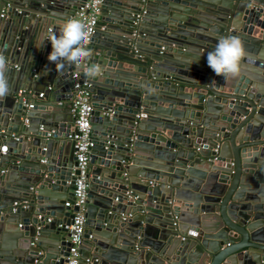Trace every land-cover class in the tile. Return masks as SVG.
I'll return each instance as SVG.
<instances>
[{
	"label": "water",
	"instance_id": "1",
	"mask_svg": "<svg viewBox=\"0 0 264 264\" xmlns=\"http://www.w3.org/2000/svg\"><path fill=\"white\" fill-rule=\"evenodd\" d=\"M83 1L0 0V264L65 262L77 170L72 141H53L72 126L73 72L93 106L78 264H264V0H102L95 79L47 59L45 35ZM232 35L247 55L224 79L206 57Z\"/></svg>",
	"mask_w": 264,
	"mask_h": 264
},
{
	"label": "built area",
	"instance_id": "2",
	"mask_svg": "<svg viewBox=\"0 0 264 264\" xmlns=\"http://www.w3.org/2000/svg\"><path fill=\"white\" fill-rule=\"evenodd\" d=\"M102 0H84L81 2L74 14L73 18L79 19L86 24L92 26L94 32L98 15L100 13ZM3 13H0L2 16ZM14 67H17L14 65ZM72 92L70 98V113L72 118V129L68 133L67 138L72 141L73 155L75 160V169L77 170L76 177L73 183V201L64 202L65 205H72L77 207L73 213L71 222L65 226L68 230V254L65 257L63 264H78L79 262V245L82 241L83 228L85 218L83 215V205L86 200V193L88 188V172L90 148L93 144V138L90 133V116L93 109L91 101V93L89 91V84L85 80H80L76 73H72ZM49 88V87H47ZM43 92L37 93V97H42ZM27 107H31L32 103H27ZM23 123H27V119H23ZM17 138V136H14ZM149 183H151L149 181ZM25 201H13L8 207L10 212H15L18 208H27ZM2 213V210H0ZM49 220V218H48ZM19 226V225H18ZM88 257L84 258L85 263H89ZM96 260V259H94Z\"/></svg>",
	"mask_w": 264,
	"mask_h": 264
},
{
	"label": "clouds",
	"instance_id": "3",
	"mask_svg": "<svg viewBox=\"0 0 264 264\" xmlns=\"http://www.w3.org/2000/svg\"><path fill=\"white\" fill-rule=\"evenodd\" d=\"M92 34L90 24L73 17L66 18L59 25L58 33L52 31L44 37L51 44L48 61L55 65L56 71H62L65 66H75L77 69H85V75L90 79L102 77L104 69L99 64L90 63L92 51L88 45ZM246 55V49L239 36H225L218 40L213 51L207 53V65L224 79L238 78ZM8 71L7 58L0 54V100L10 92Z\"/></svg>",
	"mask_w": 264,
	"mask_h": 264
},
{
	"label": "crops",
	"instance_id": "4",
	"mask_svg": "<svg viewBox=\"0 0 264 264\" xmlns=\"http://www.w3.org/2000/svg\"><path fill=\"white\" fill-rule=\"evenodd\" d=\"M2 13H4L5 11L3 10V11H1ZM14 66V65H13ZM16 66V65H15ZM45 87H40V89L39 90H37L36 92H33V93H29V100H30V102L31 103H34V102H36L37 101V99L38 98H41L42 99V97L46 94L45 93ZM39 92H43V96L42 97H37V93H39ZM51 94H52V92H51ZM67 96V95H66ZM70 98H71V96L68 98V101L70 102ZM65 100L66 99H60V101L61 102H65ZM29 103V102H28ZM61 109V111L62 112H60L61 113V115L63 116V117H67L68 119L71 117V113H70V108L69 107H65V108H60ZM39 112H40V110H29V113H30V115L28 116V124H29V127H34V126H36V124L37 125H39V126H46L44 123H40V121H39V116H38V114H39ZM23 119V118H22ZM72 119V118H71ZM35 123V124H34ZM64 123H67L66 121H64ZM72 129V126L70 125V126H67V128L66 127H63V130H61V131H57V133H59V134H66V133H69L70 132V130ZM54 130V129H53ZM64 130H66V132L64 131ZM23 135V133L22 132H18L17 134H15V136H22ZM28 136L29 137H31L32 136V134L29 132L28 133ZM246 136H247V134H246ZM47 138H50V136L49 135H47L46 136ZM68 138H67V136L65 137V136H63L62 138L61 137H59V136H56V138L54 139L55 141H53V143H54V146H53V149H54V152L56 153L57 151H58V148L59 147H61V145H60V143H63V142H65L64 140H67ZM50 149L52 150V148H51V144H49V148H47V154L50 152ZM89 174V173H88ZM7 177V176H6ZM5 177V178H6ZM16 181H10L9 182V184L11 185V186H14L16 183H15ZM163 188V190H164V187H162ZM5 200H9V199H7V198H5ZM16 200H18V199H15V201ZM1 210V209H0ZM0 214H2V213H0ZM12 226H13V224H12ZM86 247V246H85ZM148 248V247H147ZM136 250H139V248H136ZM83 252V254L85 253V255L86 254H90V253H87V251H85V250H83L82 251ZM255 253L254 254H259V251L257 250V251H254ZM257 252V253H256ZM236 255H234V257H235ZM135 258V257H134ZM238 258L239 257H237V264H243L240 260H238ZM234 262H235V264H236V259L234 258Z\"/></svg>",
	"mask_w": 264,
	"mask_h": 264
}]
</instances>
